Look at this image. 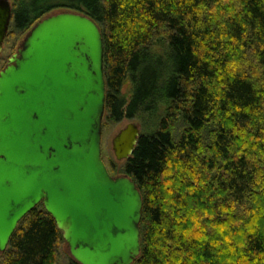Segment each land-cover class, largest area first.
Instances as JSON below:
<instances>
[{"label":"trees","instance_id":"obj_1","mask_svg":"<svg viewBox=\"0 0 264 264\" xmlns=\"http://www.w3.org/2000/svg\"><path fill=\"white\" fill-rule=\"evenodd\" d=\"M57 9L101 28L104 119L160 118L122 169L144 201L134 264H264V0H14V26ZM64 243L39 205L1 264H57Z\"/></svg>","mask_w":264,"mask_h":264},{"label":"water","instance_id":"obj_2","mask_svg":"<svg viewBox=\"0 0 264 264\" xmlns=\"http://www.w3.org/2000/svg\"><path fill=\"white\" fill-rule=\"evenodd\" d=\"M13 21L0 0V56ZM105 44L98 23L74 11L37 22L0 72V254L39 205L79 264H134L143 195L103 159ZM141 136L129 123L113 140L128 160Z\"/></svg>","mask_w":264,"mask_h":264},{"label":"rangeland","instance_id":"obj_3","mask_svg":"<svg viewBox=\"0 0 264 264\" xmlns=\"http://www.w3.org/2000/svg\"><path fill=\"white\" fill-rule=\"evenodd\" d=\"M12 4L14 3V0H11ZM63 12L62 9H57L49 13L47 16L44 18L51 16V15H56L58 13ZM43 18V19H44ZM35 26V25H34ZM33 26V27H34ZM31 27L30 29L27 30H18L14 26V22L12 21V24L9 29V33L7 35L6 41L4 43V49L3 52L0 56V72L3 71L8 63L10 58L19 52V50L22 47V44L28 37V35L31 32ZM259 72V76H260ZM131 85L130 83H127L124 85L122 89V93L126 95L127 98H130L131 93ZM105 117V116H104ZM129 123H135L139 126L141 129V134H151L153 133L159 126L160 124V118H154L152 115H148L145 118L142 119H123L121 121H113V120H107L106 118L103 121V138H102V151H103V159L105 163L107 164L109 170L112 172L114 171V175L116 177L120 176H125V174L122 173L123 166L125 164V161H119L114 153L113 150V140L114 138L119 134V132L124 129ZM185 128L183 127V122H177L175 125V130H174V138L176 141L180 139L184 132ZM204 139L205 140H210L211 137L207 132H204ZM209 142V141H208ZM261 193L264 191V182L261 183ZM253 207V206H252ZM251 207V208H252ZM249 206L248 207H243V212H246L245 216L246 218L250 219L248 215L249 209H251ZM251 213V212H250ZM262 213V214H261ZM256 216L257 214L263 215L264 218V207L263 205L258 204V207L255 210ZM254 214V215H255ZM254 222V221H253ZM70 259H72L69 249L66 243L61 245L60 252L58 255V260L57 264H69ZM3 261V254H0V264Z\"/></svg>","mask_w":264,"mask_h":264},{"label":"bare ground","instance_id":"obj_4","mask_svg":"<svg viewBox=\"0 0 264 264\" xmlns=\"http://www.w3.org/2000/svg\"><path fill=\"white\" fill-rule=\"evenodd\" d=\"M141 130V129H140Z\"/></svg>","mask_w":264,"mask_h":264}]
</instances>
